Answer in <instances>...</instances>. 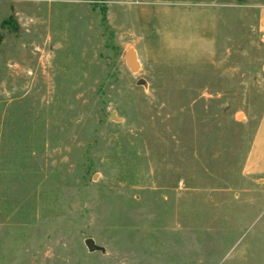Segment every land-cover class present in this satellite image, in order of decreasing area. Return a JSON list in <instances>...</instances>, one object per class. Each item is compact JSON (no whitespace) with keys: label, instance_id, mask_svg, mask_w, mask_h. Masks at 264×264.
Wrapping results in <instances>:
<instances>
[{"label":"rangeland","instance_id":"1","mask_svg":"<svg viewBox=\"0 0 264 264\" xmlns=\"http://www.w3.org/2000/svg\"><path fill=\"white\" fill-rule=\"evenodd\" d=\"M144 1L223 3L216 61L133 71ZM262 4L0 0V264H264Z\"/></svg>","mask_w":264,"mask_h":264},{"label":"crops","instance_id":"2","mask_svg":"<svg viewBox=\"0 0 264 264\" xmlns=\"http://www.w3.org/2000/svg\"><path fill=\"white\" fill-rule=\"evenodd\" d=\"M222 4L217 1L141 2L137 7V55L159 63L194 65L215 62L220 54ZM254 12L256 32L264 40V4ZM248 174L264 175V108L249 149Z\"/></svg>","mask_w":264,"mask_h":264},{"label":"water","instance_id":"3","mask_svg":"<svg viewBox=\"0 0 264 264\" xmlns=\"http://www.w3.org/2000/svg\"><path fill=\"white\" fill-rule=\"evenodd\" d=\"M125 59H126L127 64L130 66V68L133 71H136L137 69H139V60H138V57H137V52H136V50L134 48H129L126 51ZM137 84L138 85L147 86V81L144 78H140L137 81ZM111 119L117 120V118L114 116V113H112ZM85 244L88 247V249L90 251H92V252L93 251H97V250H103V247L98 245L95 242V240L93 238H91V237L86 238Z\"/></svg>","mask_w":264,"mask_h":264},{"label":"trees","instance_id":"4","mask_svg":"<svg viewBox=\"0 0 264 264\" xmlns=\"http://www.w3.org/2000/svg\"><path fill=\"white\" fill-rule=\"evenodd\" d=\"M12 25V27L17 28V23L13 18H8L5 20L4 25Z\"/></svg>","mask_w":264,"mask_h":264}]
</instances>
